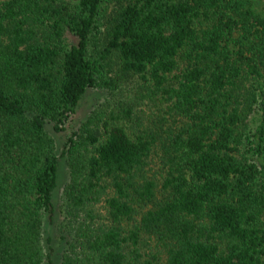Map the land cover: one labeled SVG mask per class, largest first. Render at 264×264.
Listing matches in <instances>:
<instances>
[{
  "label": "trees",
  "instance_id": "1",
  "mask_svg": "<svg viewBox=\"0 0 264 264\" xmlns=\"http://www.w3.org/2000/svg\"><path fill=\"white\" fill-rule=\"evenodd\" d=\"M0 264H264V0H0Z\"/></svg>",
  "mask_w": 264,
  "mask_h": 264
},
{
  "label": "rangeland",
  "instance_id": "2",
  "mask_svg": "<svg viewBox=\"0 0 264 264\" xmlns=\"http://www.w3.org/2000/svg\"><path fill=\"white\" fill-rule=\"evenodd\" d=\"M139 82L140 81L137 78H134L126 83L120 81L119 88H120V91L122 90L123 91L118 92L117 95L123 96V97L128 95L130 97H135L136 99L137 97H139V93H138ZM145 94L146 92L143 93V96ZM108 98H109V93L107 90L99 89V88H89L87 89L85 94L82 96L78 106L75 108L74 113L69 118L68 122L62 126L61 131L59 132L54 131L50 123H47L45 126L47 132L49 133V135L52 137L54 141L55 154L57 156L56 187L53 191V196H52V202H53V206L55 209V215H54L53 224L49 227L46 226L47 232L45 234V236L49 234L50 236L54 238L53 239L54 247H56L58 244L60 248V238H62L63 236V234L60 233L61 225L64 222L62 191L68 180L67 160L63 152L65 149L64 147H65L68 133L72 129L78 127L83 121H85L88 115L93 110H95L100 104L106 102ZM121 100L122 101L120 102H126V100H123L122 98ZM136 101L139 102V100H136ZM163 108H165L164 104L162 105V103H159L158 101L152 102L149 99H147L145 100L144 104H142L138 108H135L134 112L143 111L145 116L149 118V116H151L152 114H156V113L163 114V111H162ZM166 123H168V121L164 122V125ZM96 207H97V210H99L101 214L104 212L103 204L98 203Z\"/></svg>",
  "mask_w": 264,
  "mask_h": 264
}]
</instances>
